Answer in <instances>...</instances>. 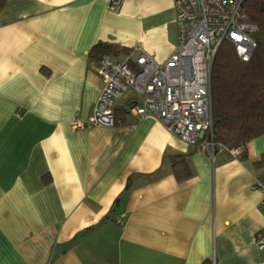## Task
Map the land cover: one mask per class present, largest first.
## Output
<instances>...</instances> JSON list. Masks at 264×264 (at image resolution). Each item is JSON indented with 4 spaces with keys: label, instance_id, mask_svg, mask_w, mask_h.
<instances>
[{
    "label": "crops",
    "instance_id": "crops-1",
    "mask_svg": "<svg viewBox=\"0 0 264 264\" xmlns=\"http://www.w3.org/2000/svg\"><path fill=\"white\" fill-rule=\"evenodd\" d=\"M6 0L0 11V264H264V135L213 160L156 120L73 130L101 81L92 49L140 44L164 62L177 43L174 0ZM148 6L154 12L143 14ZM174 25L173 40L167 26ZM191 175L177 180L171 159Z\"/></svg>",
    "mask_w": 264,
    "mask_h": 264
},
{
    "label": "built area",
    "instance_id": "built-area-1",
    "mask_svg": "<svg viewBox=\"0 0 264 264\" xmlns=\"http://www.w3.org/2000/svg\"><path fill=\"white\" fill-rule=\"evenodd\" d=\"M122 1L109 0V9L117 11ZM174 10L177 43L170 56L158 62L136 44L119 59L111 53L99 57L94 73L101 88L92 114L70 126L73 130L116 127L115 104L133 92L138 100L127 109L133 116L158 121L172 137L198 147L212 160L221 151L238 155L242 147L227 149L213 138L211 70L224 42L240 61H249L258 27L248 20L245 0H174ZM251 187L264 205V177L254 178ZM254 245L264 252V228L256 233Z\"/></svg>",
    "mask_w": 264,
    "mask_h": 264
},
{
    "label": "trees",
    "instance_id": "trees-1",
    "mask_svg": "<svg viewBox=\"0 0 264 264\" xmlns=\"http://www.w3.org/2000/svg\"><path fill=\"white\" fill-rule=\"evenodd\" d=\"M5 3L0 0V11ZM245 13L258 27L254 54L242 62L224 42L211 70L213 138L227 149H244L251 140L264 135V0H245ZM124 52L115 45L98 43L92 56L97 61L104 54ZM170 165L177 180L191 175L181 157L172 158Z\"/></svg>",
    "mask_w": 264,
    "mask_h": 264
},
{
    "label": "rangeland",
    "instance_id": "rangeland-1",
    "mask_svg": "<svg viewBox=\"0 0 264 264\" xmlns=\"http://www.w3.org/2000/svg\"><path fill=\"white\" fill-rule=\"evenodd\" d=\"M148 0H126V2H128L129 4H135L137 3V6L141 7V6H145ZM154 11L150 8H148V6H146L145 8L142 9V13L143 14H150L153 13ZM174 25L169 24L167 26V39L169 42H171L173 40V34H174Z\"/></svg>",
    "mask_w": 264,
    "mask_h": 264
}]
</instances>
